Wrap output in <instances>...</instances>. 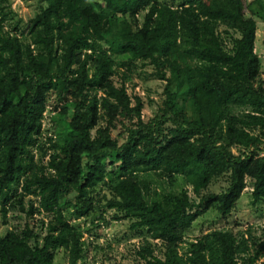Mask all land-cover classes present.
I'll return each instance as SVG.
<instances>
[{"label": "trees", "instance_id": "trees-1", "mask_svg": "<svg viewBox=\"0 0 264 264\" xmlns=\"http://www.w3.org/2000/svg\"><path fill=\"white\" fill-rule=\"evenodd\" d=\"M5 1L0 264H56L60 249L68 264H78L87 253L78 220L92 213L107 222L111 209L113 220L133 219V235L146 239L138 251L146 264H256L264 243L253 250L230 230L186 238L209 210L229 219L248 178L252 204L264 202V79L255 19L264 16V0H44L27 30ZM138 60L166 81L164 107L147 122L141 97L132 103L125 82L111 79L119 66ZM50 104L55 138L43 131ZM119 124L127 133L122 143L113 135ZM144 171L171 187L158 190ZM179 176L196 195L222 176L229 185L195 202L185 187L174 189ZM104 186L111 197L100 194ZM150 239L161 242L163 256Z\"/></svg>", "mask_w": 264, "mask_h": 264}, {"label": "rangeland", "instance_id": "rangeland-1", "mask_svg": "<svg viewBox=\"0 0 264 264\" xmlns=\"http://www.w3.org/2000/svg\"><path fill=\"white\" fill-rule=\"evenodd\" d=\"M182 0H176L180 3ZM46 2L44 0H6L5 4L9 5L13 12L15 20L20 22L23 30H27L31 20L40 12L42 5ZM146 10L141 11L137 15V26L143 24ZM127 18L132 21L128 15ZM257 22V41L256 48L261 60V78L264 79V16L255 15ZM141 61H135L131 64V68L128 66H119L115 73L112 74L111 79L116 85H120L125 82V86L129 95L132 97V103H134L133 96L138 95L144 102L142 110V118L144 121L151 120L157 113H160V109L164 107L165 94L164 89L166 81L155 75V69L151 64H144ZM95 63L89 64V74L95 71ZM97 94L100 96L103 94L102 90H99ZM52 105L46 112V118L44 121L43 131L45 135L55 138L58 130V126L55 123H51L50 116L54 114ZM102 113V111H100ZM68 119V117H65ZM65 120V119H64ZM64 125L67 126L66 121ZM105 125L104 120H100L99 125ZM95 129L93 130V134ZM113 135L119 138L120 143L124 142L127 137L125 126L119 124L116 129L113 130ZM234 152L238 150L233 147ZM52 150H48V153L43 156L41 164L47 166L50 160V154ZM37 158V157H36ZM144 176L149 174V179L152 181V185L161 190L168 189V184L164 183L162 179H159L153 173L142 172ZM249 186L245 188L241 198L238 200L234 210L232 211L229 219H221L219 214L214 210H209L203 216L199 217L195 222L202 223L199 226L193 228L186 240L191 241L214 228L230 230L234 233L237 240L244 238L249 239V247L255 250L259 247L260 243H264V202L259 204H252L251 197V184L252 180L248 178ZM229 182L227 176L217 178L212 184L201 191L199 195L193 192V186L185 181L184 177L179 176L176 185L173 186L175 190H180L182 187L188 189L189 194L195 202H199L201 197H205L211 193H220L225 191ZM104 186L101 188L100 194L104 193L106 197H111V190ZM102 200V198L100 199ZM102 202H105L104 200ZM115 213L114 209L106 212L107 222L100 219L99 215H86L82 217L77 223L80 229L83 231L84 237L81 240H85L87 253L86 257L78 262V264H146V259H143L138 254V251L142 248L145 242L143 236H134L131 229V223L133 219L113 220L112 216ZM75 222L74 219H71ZM94 222V223H92ZM99 224V226H96ZM90 229V231H87ZM254 239L251 240L250 239ZM150 241L155 244V254L163 256V252L160 249L161 242L158 240ZM256 242L253 244L252 242ZM187 243H181L179 247V253L183 254L186 251ZM253 253V252H251ZM264 260V255L256 264H260ZM56 264H68L67 252L64 249H60L57 252L55 258Z\"/></svg>", "mask_w": 264, "mask_h": 264}]
</instances>
